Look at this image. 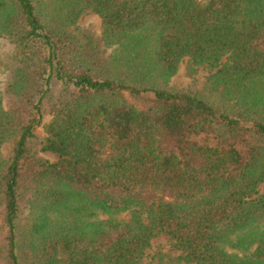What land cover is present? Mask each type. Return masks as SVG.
<instances>
[{
  "label": "trees",
  "instance_id": "obj_1",
  "mask_svg": "<svg viewBox=\"0 0 264 264\" xmlns=\"http://www.w3.org/2000/svg\"><path fill=\"white\" fill-rule=\"evenodd\" d=\"M262 184L264 0H0V264H264Z\"/></svg>",
  "mask_w": 264,
  "mask_h": 264
},
{
  "label": "rangeland",
  "instance_id": "obj_2",
  "mask_svg": "<svg viewBox=\"0 0 264 264\" xmlns=\"http://www.w3.org/2000/svg\"><path fill=\"white\" fill-rule=\"evenodd\" d=\"M78 23L80 26H82L84 28L91 29L96 35H98L100 33V21H99L98 17L96 15H94L93 13H91L90 11H85L81 15ZM205 75H206V71L201 70L200 73L198 74V76L196 77V79H201ZM191 84H192V79L187 78L185 76L183 68L179 71L178 75L176 77H174L172 80V85L175 87H186V86H189ZM44 121L47 124L50 121V117L45 116ZM41 135L45 136V132L43 131V129L41 131ZM41 156L45 160H48L50 162H55L57 160L56 156L53 154H50V153H41ZM259 191L262 195H264V184H262L259 187ZM159 246H161L164 249L169 248V244H168L166 237L162 236V237L155 239L152 243V249L149 250L147 253L151 254L153 252V250Z\"/></svg>",
  "mask_w": 264,
  "mask_h": 264
}]
</instances>
